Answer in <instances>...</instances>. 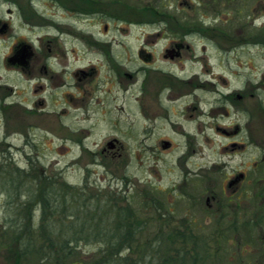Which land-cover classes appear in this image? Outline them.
<instances>
[{
	"label": "flooded vegetation",
	"instance_id": "flooded-vegetation-1",
	"mask_svg": "<svg viewBox=\"0 0 264 264\" xmlns=\"http://www.w3.org/2000/svg\"><path fill=\"white\" fill-rule=\"evenodd\" d=\"M20 116L88 170L136 163L145 205L206 194L219 233L264 240V0H0V125Z\"/></svg>",
	"mask_w": 264,
	"mask_h": 264
},
{
	"label": "rangeland",
	"instance_id": "rangeland-1",
	"mask_svg": "<svg viewBox=\"0 0 264 264\" xmlns=\"http://www.w3.org/2000/svg\"><path fill=\"white\" fill-rule=\"evenodd\" d=\"M244 79L245 75L239 76L238 84ZM23 119H26L25 116H20L7 127L0 125V165L9 169L8 176L0 174V245L12 247L10 239L1 241L9 235L16 236L15 231L20 232L17 226L21 225L22 220L18 202L27 201L37 190L36 183L39 180L36 182L25 177L26 173H40L42 177L48 175L57 179L52 185L44 184L49 189L47 203L53 211L52 217L46 216L44 228L48 227L51 231L53 246L50 249L47 245L49 243L46 244L45 241L44 249L42 240L38 239L36 233L34 239H31L32 250L28 253L31 261H27L26 257L27 264H94L97 258H101V250L110 257L115 250L120 249L118 240L125 233L124 221L128 223L127 226H133L136 232L130 250L120 253L122 255L126 252L130 257L122 260L125 262L264 264V257L261 255L264 252V240L258 246L250 242V246L245 247L243 242L238 243L236 235L230 230L222 228V233H219L215 222L217 215L205 204L206 194L203 204L199 206L193 205L189 195L187 198L176 199L167 194L172 193L170 191L160 198V209L152 206V202L145 205L142 193L145 192L146 182L153 180L136 163L128 170L121 168L118 163L116 165L119 168L110 166L113 170L104 169L103 166L88 170V157L84 149L83 152L82 149H57L56 145L60 141L50 132L34 126L39 122L42 124L39 119L33 118L25 122ZM49 125L52 128L53 121ZM94 134L92 140L100 139L99 131ZM124 174L129 175L130 180L137 184L127 186L132 194L125 190L126 185L122 186L116 179ZM137 177L142 179V192L139 190ZM192 192L196 193L195 190L190 193ZM113 197L118 198L115 203ZM126 197L129 203L124 200ZM127 206L134 211L130 212L132 216H129ZM158 212L164 215L163 218L157 217ZM42 213L43 206L40 204L34 212L33 232L40 231ZM97 227H101L102 237H94L100 235L94 232ZM243 233L242 239L247 235L244 231ZM69 240L74 241L71 246L75 253L66 257L62 255L60 261H57L55 256L58 255L56 253L59 247H63V244L68 246L65 241ZM0 264H11L5 251L0 252ZM107 264L124 263L114 258Z\"/></svg>",
	"mask_w": 264,
	"mask_h": 264
},
{
	"label": "trees",
	"instance_id": "trees-1",
	"mask_svg": "<svg viewBox=\"0 0 264 264\" xmlns=\"http://www.w3.org/2000/svg\"><path fill=\"white\" fill-rule=\"evenodd\" d=\"M9 169L6 168L5 165L1 164L0 165V174L3 176H8L9 175ZM26 173V172H25ZM20 177V175H19ZM25 177L31 178L32 180H35L37 182V180H39L36 185L37 190L34 191V193H32V197L29 198L27 201H19L18 202V206H19V216L21 217L22 223L21 225H18L17 228L20 229V232L15 231L16 236H11L9 235L8 237H4L1 241L4 242L6 239H10V246L12 245V247H6L5 245H0V252H4L6 253V257L8 259V261H10L11 264H27L26 263V257H27V261H31V259L28 256V253L32 250L31 246H32V240L34 239V235L36 233H38V239L42 240V246H46L44 243L46 241L49 244H47L49 246V248L51 249V246H53L52 241L53 240L50 236V230L47 227V229H45V223H46V216L52 217L53 216V211H51L49 208L50 206H48L47 203V199L48 196H46L48 194V188L44 185L46 183H51L54 184L53 182H56V178H52L48 175H42L39 174H35V173H30L25 175ZM45 180V183H44ZM42 183V185H41ZM19 189V188H18ZM40 204L43 206V213H42V222L39 225V230L40 231H34L33 232V219H34V212L35 209L40 206ZM121 224L122 221H121ZM128 223H125L124 221V226H125V233L123 235V237L121 239L118 240V247H120L119 250H115V252H113L110 257L105 255L103 250H101L100 252V256L101 258H97L98 260L94 261V264H107V262H109L110 260H114V258H117L118 260H121V263L124 264H135L134 262L131 261H122L124 259H130V257L128 256V254H122L120 255L121 252H123V250L128 251L130 250V247L132 246V239H134V236L136 234V232L134 231L135 228H133V226L129 225L127 226ZM10 227V226H9ZM96 231H94L96 234L100 233V235H95L96 236H100L102 237V232L101 227H97L95 228ZM2 234H4V231L2 232ZM125 237V238H124ZM13 241V242H12ZM72 241H65V243L68 245L66 246L65 244H63V247H59V251H57V253L54 251V253H56L57 256H55V259L57 261H60V257H63L62 255H64V257L66 256H72L75 252H73V248L71 245ZM79 242V241H78ZM77 242V243H78ZM44 249H46V247H44ZM54 250V249H53ZM48 252V250H46ZM118 253V254H116ZM25 255V257H24ZM49 255L50 252H49ZM120 255V256H118ZM118 256V257H117ZM114 257V258H113ZM168 260V259H165ZM57 264L59 262H56Z\"/></svg>",
	"mask_w": 264,
	"mask_h": 264
}]
</instances>
